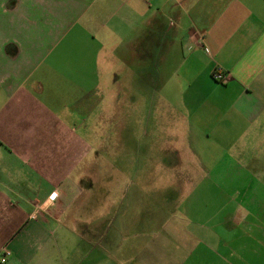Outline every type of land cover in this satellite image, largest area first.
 <instances>
[{
  "label": "crops",
  "instance_id": "crops-1",
  "mask_svg": "<svg viewBox=\"0 0 264 264\" xmlns=\"http://www.w3.org/2000/svg\"><path fill=\"white\" fill-rule=\"evenodd\" d=\"M107 121H122L117 166L100 153ZM256 123L264 0H0L5 264H64L67 246L69 264H264V199L230 196L206 161ZM142 152L163 161L128 167ZM96 182L106 215L120 208L97 261L82 243Z\"/></svg>",
  "mask_w": 264,
  "mask_h": 264
},
{
  "label": "rangeland",
  "instance_id": "rangeland-1",
  "mask_svg": "<svg viewBox=\"0 0 264 264\" xmlns=\"http://www.w3.org/2000/svg\"><path fill=\"white\" fill-rule=\"evenodd\" d=\"M126 122L133 123V121ZM146 123L147 121L144 114V123L141 128L142 130H144L142 134L143 136L147 132ZM95 124L96 128H98L99 130L100 135L103 134V128L100 127L101 124ZM120 124H122V121L106 122V125L104 127L105 137L103 143V146L105 145V148L100 151V153L102 155L104 154L105 158H107V162L110 161L112 165L116 166L119 165V158L117 155ZM238 134L240 135L237 137V139L222 143L223 151L216 152L215 157H212L214 152L207 151L206 161L208 162L211 172H218L216 167L220 170V172L222 171L216 176L217 179L220 178V182L224 184V187H228V190H225V192H227L230 196L231 194H233V197H236L240 202H243V200H247L250 198L258 200L264 199V123L240 125V131ZM99 141L100 142H98V144H100L99 146H101V142L103 141V139H101L100 137ZM127 150L129 151V147L127 148ZM154 160L163 161V158L153 159L145 157V153L142 152L141 157L138 156L136 160L131 158L124 159L128 167H130V165L132 166L133 163L136 162L137 164L142 165L143 170L155 166L153 162ZM100 165H102V161H100ZM101 177V174L97 175V179L100 178L101 180ZM132 177H134L133 174H127L126 180L129 181ZM139 177L144 182L146 180H149L144 173L140 174ZM153 177L154 182L155 180H158L156 182L161 183L162 179L160 177H157V179L156 175H154ZM199 177L203 179L206 178L205 181L207 182L213 181L215 179V175H213V173H207V175L200 174ZM102 185V182H96V188H94L93 190L95 196V206L93 214L95 215L94 218L96 220L92 222L91 229L93 227L94 231L90 233L89 237H85L83 239L84 241L82 240L83 245L85 247H89V252H91L95 256L96 261L102 260L104 244H106V241H103V239L105 237L106 239H109V237L114 236V233L118 231V226L120 225L119 196L117 195L118 199L115 198V201L109 207L110 215H106V212L109 211L108 208L107 210H104V207L102 205ZM152 192L154 194L156 193L155 190ZM116 193L118 194L119 191ZM157 193L160 198L164 196L163 191L161 190H157ZM211 194L212 193L210 191L209 193H207V196H211ZM105 207H108V205H106ZM103 213H105V215H102ZM108 217L112 218L110 225L108 222L103 220V218ZM76 227L81 233L87 236L86 232L88 227L86 222H78L76 224ZM79 239L81 241L82 238ZM80 241L78 240V242H75L76 244L78 243L77 245H79V247L82 246V243ZM63 257L64 264L71 263L69 246L64 248Z\"/></svg>",
  "mask_w": 264,
  "mask_h": 264
},
{
  "label": "built area",
  "instance_id": "built-area-1",
  "mask_svg": "<svg viewBox=\"0 0 264 264\" xmlns=\"http://www.w3.org/2000/svg\"><path fill=\"white\" fill-rule=\"evenodd\" d=\"M212 77L214 80L225 83L227 81V76L225 73H222L220 70L213 72ZM11 255L10 249L5 246L0 251V264H5L8 261L9 256Z\"/></svg>",
  "mask_w": 264,
  "mask_h": 264
}]
</instances>
